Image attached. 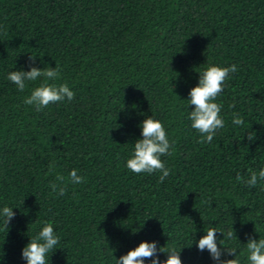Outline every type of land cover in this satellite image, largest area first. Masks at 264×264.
Returning a JSON list of instances; mask_svg holds the SVG:
<instances>
[{
	"label": "trees",
	"instance_id": "trees-1",
	"mask_svg": "<svg viewBox=\"0 0 264 264\" xmlns=\"http://www.w3.org/2000/svg\"><path fill=\"white\" fill-rule=\"evenodd\" d=\"M30 55L59 67L71 101L24 103L42 79L20 92L7 75L28 71ZM232 64L215 101L224 127L202 143L189 90L208 65ZM149 116L174 141L162 183L125 166ZM249 168H264V0H0V209L15 213L7 228L0 217V264H25L45 222L60 238L49 264H115L142 241L215 264L195 243L209 227L233 228L221 246L249 264L247 237L264 239V181L236 180ZM72 169L85 182L56 180Z\"/></svg>",
	"mask_w": 264,
	"mask_h": 264
},
{
	"label": "clouds",
	"instance_id": "clouds-1",
	"mask_svg": "<svg viewBox=\"0 0 264 264\" xmlns=\"http://www.w3.org/2000/svg\"><path fill=\"white\" fill-rule=\"evenodd\" d=\"M29 70L10 71L7 79L12 82L18 91L23 92L27 86V82H35L38 78L43 82L35 87L31 94L24 99L27 105H34L37 111L67 99L71 101L74 92L70 90L67 84L54 83L59 78L60 69L58 66L38 68L35 64V56L30 55ZM237 71V66L221 67L217 65H208L199 74L198 84L192 87L188 93V104L192 105L188 119L191 127L201 134V142H211L217 130L224 127V120L220 116L222 105L215 102L217 96L222 92L224 83L231 73ZM52 81V83H49ZM232 123L242 126L244 120L234 114ZM142 139L134 142L132 155L126 160L125 166L135 174L160 173L159 182H163L169 175L170 169L165 166L161 157L170 155V149L174 141L170 143L167 133L160 121L146 117L139 125ZM248 139H250L248 137ZM50 169H54V165H49ZM56 180L61 183L80 184L85 182V178L77 174L76 169H72L67 178L57 174ZM237 182L246 184L248 187H255L260 181H264V168L258 172L249 168L248 177H242L239 174L236 177ZM53 192L59 195L65 194V188L60 187L56 183L50 184ZM8 206L0 209V217L4 219V226L7 228L15 213ZM222 234L223 239L217 241V233ZM235 236L233 228L227 233L217 230L215 227H209L206 234L195 241L198 250L203 252L207 250L215 262V264H240L235 248L222 247L225 239L230 240ZM236 237V236H235ZM60 238L55 234L53 225L45 222L38 231L37 235L31 239L21 250V258L25 264H49V256L57 249ZM193 242V241H192ZM246 251L249 264H264V239H255L247 237ZM167 254V258L163 261L157 257V252ZM232 256V259H222V256ZM145 259H151V264H182L180 259V250L175 248L164 249L158 247L156 242L142 241L134 249L129 250L126 254L115 258V264H144Z\"/></svg>",
	"mask_w": 264,
	"mask_h": 264
}]
</instances>
